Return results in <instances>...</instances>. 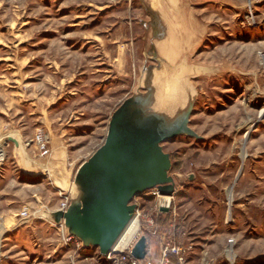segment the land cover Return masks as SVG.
Returning <instances> with one entry per match:
<instances>
[{"label": "rangeland", "instance_id": "374dc122", "mask_svg": "<svg viewBox=\"0 0 264 264\" xmlns=\"http://www.w3.org/2000/svg\"><path fill=\"white\" fill-rule=\"evenodd\" d=\"M153 57L200 139L162 145L170 175L194 180L175 183L167 216L158 190L133 199L134 245L157 254L158 235L185 264H264V0H0V264H119L65 245L42 214L68 205Z\"/></svg>", "mask_w": 264, "mask_h": 264}, {"label": "water", "instance_id": "95a60500", "mask_svg": "<svg viewBox=\"0 0 264 264\" xmlns=\"http://www.w3.org/2000/svg\"><path fill=\"white\" fill-rule=\"evenodd\" d=\"M151 59L157 66L146 67L144 62L139 68L135 91L111 114L103 144L78 166L67 191V209L42 214L44 220L57 226L63 222L69 236L84 248L97 249L103 257L129 225L134 198L153 189L170 197L176 182L184 185L194 180L193 175L171 176V159L162 149L164 143L180 136L200 139L189 127L193 100L179 110L173 94L163 93L162 85L158 91L156 74L163 62ZM159 211L167 213L168 208ZM131 256L145 258L144 237L137 241Z\"/></svg>", "mask_w": 264, "mask_h": 264}, {"label": "built area", "instance_id": "2783aa9c", "mask_svg": "<svg viewBox=\"0 0 264 264\" xmlns=\"http://www.w3.org/2000/svg\"><path fill=\"white\" fill-rule=\"evenodd\" d=\"M35 144L39 148L41 156H48L49 154V149H48V139L46 136H38L35 139ZM154 195V194H153ZM142 196V195H141ZM139 196V197H141ZM155 196V195H154ZM66 203L69 205V197L67 196ZM132 204L135 206V213H138V205L133 203ZM64 206L62 210L59 211H65L68 207ZM133 214V215H134ZM138 218H139V213H138ZM132 220V219H131ZM57 226V225H56ZM60 226V225H59ZM144 231L146 233V230L140 229V231ZM65 231V229H64ZM139 232V230H138ZM137 232V234H138ZM136 234V235H137ZM135 235V236H136ZM134 236V238H135ZM64 241V244L67 245V243H70L72 241L75 242L77 247L83 248V245L81 244L80 241H78L76 238L69 236L66 231L65 235L62 236ZM134 238L131 242V244L124 249L122 252H117L113 248L110 250V252L106 255L105 260L108 261H115V263L119 264H171V257H174L177 264H185V258H184V253L182 249L179 246H176L175 244H170L169 242H164L163 239L158 237L157 235V254L156 256H149V249H146V256L143 260H136L131 256V251L133 249L134 245Z\"/></svg>", "mask_w": 264, "mask_h": 264}, {"label": "bare ground", "instance_id": "6f19581e", "mask_svg": "<svg viewBox=\"0 0 264 264\" xmlns=\"http://www.w3.org/2000/svg\"><path fill=\"white\" fill-rule=\"evenodd\" d=\"M1 157H2V155L0 153V158ZM157 195H158V199L161 203L160 208H169V205H170L172 199L168 196H162L159 193ZM138 230H140L139 218H138V213H135L133 215L132 220L130 221L129 225L126 227L125 231L122 233V235L119 237V239L117 240V242L113 246V249L117 252H122L124 249H126L131 244L133 237L136 235Z\"/></svg>", "mask_w": 264, "mask_h": 264}, {"label": "crops", "instance_id": "0c3cea01", "mask_svg": "<svg viewBox=\"0 0 264 264\" xmlns=\"http://www.w3.org/2000/svg\"><path fill=\"white\" fill-rule=\"evenodd\" d=\"M193 1H196V0H193ZM144 25V24H143ZM146 56V55H145ZM160 214H163L164 216H167L169 213L167 212V213H161L160 212ZM175 209H173V222H175V220H174V218H175ZM42 224V226H44V223H41ZM45 224H50V225H48L49 226V228H54V226L53 225H51L52 223H45ZM172 236H173V241H175V242H177L178 240L177 239H175L174 237H175V234L174 233H172ZM177 240V241H176ZM151 250H150V254H149V256H156V248L154 247V248H150ZM96 252H97V249H94V248H87L83 253L85 254V256L87 255V256H94V255H96ZM172 260H173V263H175L176 262V260H175V258L173 257L172 258ZM63 262L64 261H66V260H62ZM104 262H107L106 260L104 261ZM62 263V262H61Z\"/></svg>", "mask_w": 264, "mask_h": 264}]
</instances>
